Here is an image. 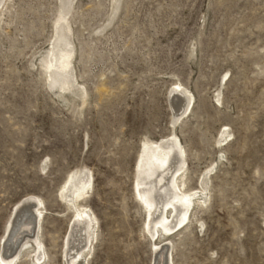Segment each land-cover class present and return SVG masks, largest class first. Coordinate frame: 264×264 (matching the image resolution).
Instances as JSON below:
<instances>
[{
  "label": "rangeland",
  "instance_id": "374dc122",
  "mask_svg": "<svg viewBox=\"0 0 264 264\" xmlns=\"http://www.w3.org/2000/svg\"><path fill=\"white\" fill-rule=\"evenodd\" d=\"M70 1L10 0L2 13L0 0V257L35 264L22 248L32 234L6 233L33 196L46 207V264H67L74 214L62 195L71 174L89 170L98 238L81 264H155L164 251L168 264L170 245L173 264H264V0ZM69 8L83 88L62 97L42 65ZM179 85L193 103L177 122ZM174 134L187 190L210 186L209 202L155 253L137 160L145 140Z\"/></svg>",
  "mask_w": 264,
  "mask_h": 264
},
{
  "label": "bare ground",
  "instance_id": "6f19581e",
  "mask_svg": "<svg viewBox=\"0 0 264 264\" xmlns=\"http://www.w3.org/2000/svg\"><path fill=\"white\" fill-rule=\"evenodd\" d=\"M9 1L6 0L2 5V13H4L5 7L7 8V2ZM73 1L71 0L70 4ZM69 11L70 8L66 11H60L58 20L55 22L57 25V29L55 28L57 30L56 41L47 57L43 59L42 65L46 70L47 82L50 88L59 91L62 97V94L73 93V91L83 88L79 83L77 84L76 77L73 75L71 61L74 59L75 48L68 40L67 34L71 31L69 29L70 25L66 22L71 13ZM187 92V90L181 89L180 85L172 92L173 95L175 94L174 96L184 98L187 102L186 109L176 120L177 122L181 121L191 111L193 97L188 99ZM82 95L85 98L86 92H83ZM221 136L225 139L221 141L224 143L227 140V137H225L226 132ZM186 156V149L180 137L176 134L159 142L145 140L138 156L135 192L145 212L146 231L154 241L153 250L155 253L161 249L159 248V242L162 243L163 238L169 237L171 239L170 237L184 234L190 228L195 213L199 209L207 207L206 205L209 202L210 186L201 185V191L187 190L188 163ZM92 189L93 174L89 170L81 173L74 172L67 180L62 199L65 203H68V208L73 210L74 214L71 234L67 241V264H81L82 260L86 262L92 254L94 243L98 238V219L86 205L91 192H93ZM21 205L31 206V209L26 211V214H21L17 228L14 221H10L6 233L13 234L16 232L17 234L19 232V235H22L20 230L23 227L26 228L27 233L32 235L27 238L22 248L27 247V255L32 258L35 264H46L48 254L42 241L45 202L42 199L30 196ZM13 226L16 230L13 229ZM16 234L15 236L18 235ZM73 243L78 244V246L70 249L69 247ZM171 246L167 251L166 261H168V264H173L172 255L169 253L173 249ZM71 251L75 253L70 255ZM163 254H160L155 264L163 263ZM19 257L18 254L6 260L1 255L0 264H15Z\"/></svg>",
  "mask_w": 264,
  "mask_h": 264
}]
</instances>
